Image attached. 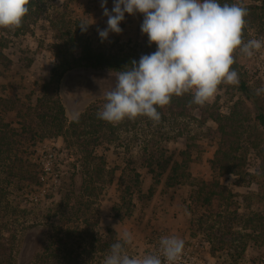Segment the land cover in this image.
<instances>
[{"label":"rangeland","instance_id":"rangeland-1","mask_svg":"<svg viewBox=\"0 0 264 264\" xmlns=\"http://www.w3.org/2000/svg\"><path fill=\"white\" fill-rule=\"evenodd\" d=\"M234 1L258 14L256 21L247 23L243 38L264 37L263 4ZM113 4L114 0H107L110 12ZM38 13L39 18L23 35L0 29L6 56L0 61V97L14 109L2 115L18 129L30 119L43 85L50 80L57 65V30L68 23L95 52L138 59L156 51L141 31L143 15L139 13L125 14L122 33H110L102 40L98 29L107 27V17L101 0H42ZM82 23L91 25L82 31ZM233 68L255 93L264 84V49L253 58L237 54ZM116 77L117 73L83 68L68 72L57 89L67 120L63 135L21 132L15 140L12 158L21 161L20 172L11 177L13 163L9 161L0 168V181H11L2 185H8V195L0 235L4 239L16 236L12 264H47L69 257L74 264H102L118 233L125 231L134 237L130 255L151 253L148 239L165 233L183 239L185 245L202 246L195 264H264V126L256 106L236 85H221L207 104L214 114L232 116L238 131V166L219 175L211 162L224 140L218 124L198 109L177 115L167 108L166 118L155 126L146 117L118 125L103 121L97 133L87 130L89 135L77 137L71 123L86 110L98 112L103 107V93L114 88ZM257 98L264 108V94ZM188 146L191 181L170 185V168L158 176L157 168L148 167V156L165 162L156 157L159 153L181 161ZM95 157L105 160L102 168L97 167ZM34 164L41 174L48 169V180L40 187ZM135 173L140 175L139 188L124 198L127 186L133 187ZM213 180L228 189L226 200L211 207L195 205L193 183ZM84 184L89 187L87 192ZM93 235L102 236L100 242Z\"/></svg>","mask_w":264,"mask_h":264},{"label":"clouds","instance_id":"clouds-1","mask_svg":"<svg viewBox=\"0 0 264 264\" xmlns=\"http://www.w3.org/2000/svg\"><path fill=\"white\" fill-rule=\"evenodd\" d=\"M31 0H0V29L14 31L29 13ZM107 27L98 29L106 40L110 33L121 34L125 14L143 15L141 31L156 51L142 55L137 63L117 71L114 88L104 92L106 102L97 117L118 125L125 120L146 117L153 125L173 97L191 96L189 105L211 103L221 85H238L233 68L236 55L253 58L264 49V37L245 40L249 11L240 3L219 0H114L111 12L101 0ZM91 24L82 23L86 31ZM264 94V84L255 90ZM115 226V231L118 229ZM134 237L118 233L102 264H178L184 254L183 239L162 236L155 252L130 255Z\"/></svg>","mask_w":264,"mask_h":264},{"label":"trees","instance_id":"trees-1","mask_svg":"<svg viewBox=\"0 0 264 264\" xmlns=\"http://www.w3.org/2000/svg\"><path fill=\"white\" fill-rule=\"evenodd\" d=\"M41 1L42 0H31L29 13L24 18L22 25L13 31L14 36L23 35L30 30L31 26L39 18L38 8ZM219 2L221 4L236 3L234 0H219ZM257 2L262 3L264 6V0H257ZM247 9L249 11V15L246 18L247 22L256 21L258 14L253 12V8L251 7H247ZM56 39L57 43L54 45V55L57 59V65L51 73L50 80L43 85L41 96L37 100V105L32 108V112L29 115L30 119L21 129L15 128L5 121L2 114L11 112L14 109L8 100L0 97V168L7 161L13 163L12 167H10L11 169L9 168L11 177L17 174V172H20L19 166L22 167L20 164L21 161L16 159L13 161L12 158L15 140L21 136V132L32 133L46 131V134L50 137H59L65 132L67 122L65 109L57 93L58 85L65 74L76 68L117 73V71L130 67L134 60L137 62L140 59L125 55H116L114 53L95 52L89 44L83 42V38L74 32L73 26H71L70 23L65 25L62 29L57 30ZM4 46V41H0V61L6 59L3 52ZM77 53H79V55H76ZM239 80V84L236 85L237 90L246 100L252 102L256 106L257 118L262 126H264V108L262 105L260 106L257 95L248 86L246 80L243 79L242 76L239 77ZM190 99L191 96L189 95L173 97L170 105L163 109H158L161 112V117L163 119L166 118L167 108L176 110L177 115H185L186 112L191 109H198L203 112V114H207V119L218 124L217 131L224 140V144L221 143L215 154L214 160L211 162L212 169L219 175L231 172L234 167L238 166L236 153L239 150L236 146V141L238 140L236 135L238 131L234 125L233 117L223 118L218 113L214 114L208 110V105L204 107L197 105L190 106ZM97 113L98 112L94 109L86 110L76 121L71 123V128L74 129V133L77 137L81 138L82 136L89 135L87 130H93L97 133L102 128L103 120L98 119ZM190 149V146H188L187 149L181 153V161H175L171 158L167 159L163 153H159L156 157L158 159L164 158L165 162L156 160L154 156H148V167L151 170L157 168L159 170L156 173L158 176H162V174L170 168V177L168 179L170 185L191 181L192 179L189 174ZM94 161H98L97 167L99 168H102L106 163L102 157H95ZM32 166L36 168V175H39L36 180V185L38 182L40 187L41 184H43L40 178L41 172L39 173L36 164ZM20 174L21 176H25L24 171ZM139 178L140 175L135 173L132 180L133 187L130 185L127 186L124 191V198L133 196L136 192L134 188H139ZM154 178L156 182H158L159 179L157 176H154ZM4 183L10 184L11 181H0V220L7 213L4 205L8 195V185L2 186ZM193 186L194 192L192 199L193 203L197 206L211 207L214 202L221 200L225 201L228 195V189L218 180H213L211 182H195ZM83 187L86 192L89 190V187L85 184ZM92 238H96L95 240L98 239L97 242H100L99 240L102 239V236L97 237L93 235ZM15 240V235H12L10 239H4L3 234L2 236L0 235V264H12ZM47 264H74V262L71 257H69V259L64 258L62 262L50 261Z\"/></svg>","mask_w":264,"mask_h":264},{"label":"built area","instance_id":"built-area-1","mask_svg":"<svg viewBox=\"0 0 264 264\" xmlns=\"http://www.w3.org/2000/svg\"><path fill=\"white\" fill-rule=\"evenodd\" d=\"M47 170H48L47 168L46 169L44 168V172L40 174V178H41L43 185L48 180V179L45 180V174H48ZM162 236H167V235L165 233H157L155 235H152L148 239L147 246L151 249V252L157 251L158 242ZM201 248L202 246L200 244L185 245L184 254L181 257V259L178 261V264H195L197 257H198V253L200 252Z\"/></svg>","mask_w":264,"mask_h":264}]
</instances>
